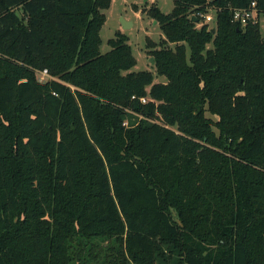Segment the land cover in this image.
<instances>
[{"label": "trees", "instance_id": "obj_1", "mask_svg": "<svg viewBox=\"0 0 264 264\" xmlns=\"http://www.w3.org/2000/svg\"><path fill=\"white\" fill-rule=\"evenodd\" d=\"M173 1L156 83L112 0H0V264H264V0Z\"/></svg>", "mask_w": 264, "mask_h": 264}, {"label": "rangeland", "instance_id": "obj_2", "mask_svg": "<svg viewBox=\"0 0 264 264\" xmlns=\"http://www.w3.org/2000/svg\"><path fill=\"white\" fill-rule=\"evenodd\" d=\"M151 6H158L162 12L170 13L175 7V2L173 0H155V2L150 0H112L111 8L106 11L107 22L101 30V52L107 53L111 50L109 40L114 37L116 32L125 33L129 38L133 55L137 59V65L132 71L149 70L154 72L156 74L155 82L160 83L165 82L166 78L157 77V72L154 68L155 59L150 54L148 44L152 41L154 47L160 48L159 45L163 41L164 35L159 23L148 15L147 10ZM208 14L213 15V12L210 11ZM124 22L133 23V26L126 30L123 26ZM260 24L261 33L264 36V14L260 15ZM211 26L214 28L216 25L213 23ZM171 46L174 47L175 45L171 44ZM211 46L209 45V47ZM152 58L154 62H152ZM37 75L40 81H45L49 78V75L44 72L37 73ZM208 115L210 116V114ZM142 119L149 122L148 119L133 112L126 117L124 125L127 128H131L138 125Z\"/></svg>", "mask_w": 264, "mask_h": 264}, {"label": "built area", "instance_id": "obj_3", "mask_svg": "<svg viewBox=\"0 0 264 264\" xmlns=\"http://www.w3.org/2000/svg\"><path fill=\"white\" fill-rule=\"evenodd\" d=\"M152 2H155V0H150ZM221 9L218 7L210 8L207 13L198 12L196 14H193V18L199 19L197 25L198 28L202 27L203 25H209L210 29L213 28L211 24L217 23V12ZM210 11L213 12V15L208 14ZM192 18V19H193ZM232 18L235 22L239 23L243 27H245L248 23L254 22H260V15L259 10L257 6V2L253 1L249 8H233L232 9ZM215 27V26H214ZM45 74H47V71H43ZM143 103H147L148 100L146 98L142 99ZM126 124V123H125Z\"/></svg>", "mask_w": 264, "mask_h": 264}, {"label": "water", "instance_id": "obj_4", "mask_svg": "<svg viewBox=\"0 0 264 264\" xmlns=\"http://www.w3.org/2000/svg\"><path fill=\"white\" fill-rule=\"evenodd\" d=\"M146 1H147V0H146ZM193 21H194L195 23H198L199 19L193 18ZM132 25H133V24L130 23V22H129V23H128V22H124V23H123L124 29H126V30L129 29ZM215 31H216V29L213 30V32H215ZM151 60H152V62H154V59H153V58H152Z\"/></svg>", "mask_w": 264, "mask_h": 264}, {"label": "crops", "instance_id": "obj_5", "mask_svg": "<svg viewBox=\"0 0 264 264\" xmlns=\"http://www.w3.org/2000/svg\"><path fill=\"white\" fill-rule=\"evenodd\" d=\"M133 24V23H132ZM133 26V25H132ZM125 34V33H124Z\"/></svg>", "mask_w": 264, "mask_h": 264}]
</instances>
